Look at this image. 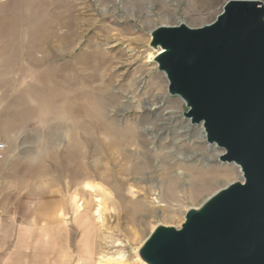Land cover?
Returning a JSON list of instances; mask_svg holds the SVG:
<instances>
[{
  "label": "rangeland",
  "instance_id": "obj_1",
  "mask_svg": "<svg viewBox=\"0 0 264 264\" xmlns=\"http://www.w3.org/2000/svg\"><path fill=\"white\" fill-rule=\"evenodd\" d=\"M226 1L0 0V141L6 146L0 264L11 252L13 264H53L47 244L66 219L73 249L68 264H77L85 229L93 232L97 218L75 214L73 199L82 197L77 183L83 166L97 173L98 126L110 117L112 132L142 120L138 129L165 145L173 155L170 164L176 162L172 173H181L183 199L167 212L156 210L135 236L126 234L131 225L111 219L108 226L120 229L113 238L122 242L117 252L126 263L141 264L139 249L155 228H180L188 210L239 181L240 168L220 162L223 151L200 138L201 125L191 124L185 103L168 93L150 46L156 27L207 25ZM101 97L110 105L102 107ZM220 174L230 177L212 188L199 186L192 196L193 175ZM109 187L128 195L118 181Z\"/></svg>",
  "mask_w": 264,
  "mask_h": 264
},
{
  "label": "water",
  "instance_id": "obj_2",
  "mask_svg": "<svg viewBox=\"0 0 264 264\" xmlns=\"http://www.w3.org/2000/svg\"><path fill=\"white\" fill-rule=\"evenodd\" d=\"M168 93L186 105L242 181L186 212L180 228L158 226L139 249L145 264H264V6L228 0L215 20L151 31Z\"/></svg>",
  "mask_w": 264,
  "mask_h": 264
},
{
  "label": "bare ground",
  "instance_id": "obj_3",
  "mask_svg": "<svg viewBox=\"0 0 264 264\" xmlns=\"http://www.w3.org/2000/svg\"><path fill=\"white\" fill-rule=\"evenodd\" d=\"M160 51L161 49L158 48L155 53L158 54ZM152 57L154 58L155 55L153 54ZM98 101L102 107L110 105V101H106L105 97H101ZM113 119L110 117L99 124L100 137L96 139L99 145L96 157L99 164L97 173L93 174L88 166H83L81 181L77 183L80 186L77 191L82 197L78 201L75 197L73 199L75 214L81 217L89 214L97 218V223H93L95 227L93 232L85 229L84 235L87 239L84 247L78 250L83 255H78L77 264H129L126 263L123 255L117 252L123 244L113 238L114 233L119 232L120 229L108 226L111 219L116 224L131 225L134 230L126 231V234L135 236V228L140 230L148 217L155 216L156 210L167 212L170 210L168 205L173 206V203L183 199L180 193L181 173H172L176 162L170 164L173 155L164 152L165 145H156L158 141L156 137L150 140L147 131L138 129V123L142 120L138 123L134 122L135 125L128 128H123L122 132H112L109 126L114 122ZM200 138L205 139L203 128ZM229 177L227 174L209 178L204 175H193L190 181L193 188L191 194L193 196L199 186L212 188ZM237 179L242 181V174ZM93 180H96L98 185L95 186ZM111 181H118L123 185L128 195L112 190L109 187ZM106 202L115 209L112 211L106 207ZM90 210H93L92 214ZM66 220L55 225L54 234L47 244V249H50L55 256L53 264H68L73 256ZM13 255L12 252L8 254L5 264H13L14 258L17 260ZM137 259L139 263L145 264ZM33 264L37 263L33 262Z\"/></svg>",
  "mask_w": 264,
  "mask_h": 264
},
{
  "label": "built area",
  "instance_id": "obj_4",
  "mask_svg": "<svg viewBox=\"0 0 264 264\" xmlns=\"http://www.w3.org/2000/svg\"><path fill=\"white\" fill-rule=\"evenodd\" d=\"M261 2V4L264 6L263 0H257ZM5 154H6V146L4 143L0 141V163L5 159ZM2 201V185H1V179H0V205ZM0 211H1V206H0Z\"/></svg>",
  "mask_w": 264,
  "mask_h": 264
},
{
  "label": "crops",
  "instance_id": "obj_5",
  "mask_svg": "<svg viewBox=\"0 0 264 264\" xmlns=\"http://www.w3.org/2000/svg\"><path fill=\"white\" fill-rule=\"evenodd\" d=\"M0 166H1V163H0ZM13 257H14V255H13Z\"/></svg>",
  "mask_w": 264,
  "mask_h": 264
}]
</instances>
